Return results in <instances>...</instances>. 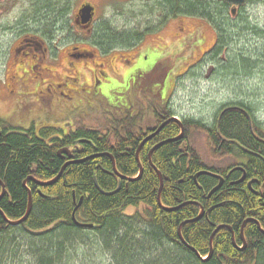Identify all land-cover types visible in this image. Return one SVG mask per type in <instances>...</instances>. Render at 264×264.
I'll use <instances>...</instances> for the list:
<instances>
[{"label": "trees", "instance_id": "trees-1", "mask_svg": "<svg viewBox=\"0 0 264 264\" xmlns=\"http://www.w3.org/2000/svg\"><path fill=\"white\" fill-rule=\"evenodd\" d=\"M42 7L45 12L38 14L34 24L56 30L66 26L62 20L67 7L58 4L55 11L49 0L43 2ZM229 8L223 0L218 5H211L208 0H159L150 12L158 14L161 26L169 18L178 16L207 22L217 40L214 52L209 53L203 63L207 58L214 62L220 49L229 45L233 33L243 34L247 28L240 29L243 23L239 26L230 22ZM242 8L238 12H242ZM237 14L231 16L230 10L231 18ZM45 17L52 19V25L42 19ZM106 29L103 25L96 32V41L105 49L118 43L132 46L133 32L112 36ZM141 94L139 108L111 121L103 133L79 126L57 138L58 132L51 128L40 129L37 134L33 127L15 129L0 120V182L4 187L0 211L7 221L16 222L27 212L29 194L32 203L27 218L17 227H11L0 215L3 263L7 259L6 247L14 249L16 246L8 261L21 249L37 264H68L70 259L81 262L75 248L79 247V252L81 248L90 247L109 256L113 264H264V234L257 225L246 223L243 228L245 247L241 241L242 224L248 219L257 221L264 232V187L261 189L264 129L241 103L224 106L212 127L191 119H179L184 128L183 138L161 145L151 155L153 166L163 178L161 205L173 209L186 203L178 210L164 211L157 205L160 182L149 165L148 155L157 144L178 137L181 130L177 123L170 122L143 145L138 157L143 172L138 178L135 156L139 145L158 126L175 117L169 105L159 97L152 95L147 100V92ZM191 130L205 133L213 157L235 156L246 160L243 170H229L235 164L224 169L207 168L188 143ZM61 150H67L69 155H59ZM108 156L113 158L117 173L128 180L117 177ZM71 161L76 163L62 170ZM201 171L223 178L222 186L211 196L208 195L219 180L200 176L194 182V176ZM58 176L50 185L36 183H48ZM242 178L244 180L238 182ZM94 181L105 193L114 192L119 183L120 189L112 196L102 195ZM77 206L74 220L91 228L75 225L72 213ZM127 208H134L135 212L124 215ZM201 208L203 216L192 222L200 215ZM180 226L186 246L178 238ZM219 226L232 230L235 246L231 233L226 228L219 229L213 235L209 256V240ZM87 234L93 241L85 237ZM17 239H20L19 245ZM73 251L76 256L71 258Z\"/></svg>", "mask_w": 264, "mask_h": 264}, {"label": "rangeland", "instance_id": "rangeland-1", "mask_svg": "<svg viewBox=\"0 0 264 264\" xmlns=\"http://www.w3.org/2000/svg\"><path fill=\"white\" fill-rule=\"evenodd\" d=\"M49 1L54 9L58 4L69 6L62 20L66 25V40L62 42L57 34V39L49 46L56 47L60 53L55 56L53 50V59L47 54L39 66L31 64L32 60H26L24 65L23 56L17 54L15 60L13 56L17 52V40L28 36L22 34L23 30L31 28L33 22L38 21V14L45 12L42 3L46 0L0 2V120L8 126L21 130L33 127L37 134L40 129L51 128L58 132L57 138L79 126L103 133L111 121L125 115L128 106L134 110L139 108L141 93L147 92L149 100L152 95L159 97L161 90L163 102L175 116L172 118L191 119L212 127L224 106L241 103L264 129L263 0H248L242 12L236 10L235 18H231L229 8L230 22L239 26L243 23L240 29L247 28L243 34L233 33L229 45L220 49L214 62L207 58L203 63L202 60L214 52L217 40L214 29L204 20L186 16L169 18L159 29L154 28L159 16L150 10L156 0ZM219 1L208 0V3L218 5ZM83 3L96 10L93 36L74 28L73 19ZM36 9L37 12H33ZM146 13L150 15L148 22L152 21L146 27L153 28L143 34ZM51 20L46 21L52 25ZM103 25L109 27L108 34L112 36L133 31L132 46L121 44L124 49L115 45V51L98 55L92 42L96 41V32ZM73 47L82 55L71 51ZM33 54L30 52L29 57L34 58ZM35 55L42 57L40 52ZM188 143L207 168L224 169L241 162L235 156L213 157L204 132L191 130ZM134 212V208H127L124 215ZM85 237L93 241L92 236ZM20 239H17L18 245ZM9 248L11 250L6 247L4 252L6 263L0 258V264H37L21 249L8 261L15 249ZM78 249L74 251L78 257L81 255V262L70 259L68 264H113L109 256L95 249L81 248L79 252ZM74 251L71 258L76 256Z\"/></svg>", "mask_w": 264, "mask_h": 264}, {"label": "water", "instance_id": "water-1", "mask_svg": "<svg viewBox=\"0 0 264 264\" xmlns=\"http://www.w3.org/2000/svg\"><path fill=\"white\" fill-rule=\"evenodd\" d=\"M226 4H228L229 6H231V16H235V14H236V10L238 9V8H240V7H242V6H244V4H245V2H246V0H223ZM92 14H93V9H92V7H90V6H85V7H83L80 11H79V19L81 20V22L80 23H77V25H81V26H85V28H86V26H87V24L89 23V21L91 20V17H92ZM170 122H174V123H177L178 125H179V127H180V135L178 136V137H176V138H174V139H171V140H168V141H165V142H162V143H159V144H157L156 146H154L151 150H150V152H149V155H148V162H149V165H150V167L157 173V175H158V177H159V182H160V188H159V191H158V195H157V205L161 208V209H163L164 211H175V210H178L179 208H181V207H183V206H185L186 205V203L184 204V205H180V206H178L177 208H173V209H167V208H164L162 205H161V203H160V193H161V188H162V186H163V178H162V175L156 170V168L153 166V164H152V162H151V155H152V153L158 148V147H160L161 145H163V144H165V143H171V142H176V141H178V140H181L182 138H183V134H184V128H183V126H182V124H181V122L177 119V118H171V119H169L168 121H166V122H164V123H162L160 126H158L157 128H156V130L151 134V135H149L148 137H146L142 142H141V144L139 145V147H138V149H137V151H136V156H135V158H136V161H137V163H138V166H139V174H138V178L141 176V174H142V172H143V170H142V167H141V165H140V163H139V152H140V150H141V148L143 147V145L146 143V142H148V141H150L152 138H154L168 123H170ZM68 154L67 153V150H61L60 152H59V155H61V154ZM69 155V154H68ZM110 159H111V162H112V169H113V172L117 175V177H119L121 180H128L127 178H124V177H122V176H120L118 173H117V171H116V169H115V165H114V160H113V158L111 157V156H108ZM71 163H76V162H74V161H71V162H69V163H67L63 168H62V170L66 167V166H68V165H70ZM78 163V162H77ZM239 168H236V169H234V170H238ZM200 176H210V177H213V178H215V179H217V180H219V183L210 191V193H209V195L208 196H211L213 193H215V192H217L218 190H219V188L222 186V183H223V179L220 177V176H218V175H214V174H212V173H210V172H208V171H201V172H198L195 176H194V182H196V180H197V178L198 177H200ZM59 178V176L58 177H56L53 181H51V182H48V183H40V182H36L39 186H46V185H50V184H52V183H54L55 182V180H57ZM244 178H242L240 181H238V182H242V180H243ZM135 180V179H134ZM0 185H1V187H2V193H1V195H0V198H2V196H3V194H4V187H3V185H2V183L0 182ZM24 185H25V183H24ZM94 185H95V187H96V189L98 190V192H100L102 195H106V196H112V195H114L115 193H117L118 191H119V189H120V183H119V185H118V188L114 191V192H111V193H105V192H103L99 187H98V185H97V183H96V181H94ZM29 200H28V208H27V212H26V214H25V216L21 219V220H19V221H16V222H9V221H7L6 220V218H5V216L3 215V213H1V211H0V215L4 218V220H6L7 221V223L9 224V225H11V226H16V225H19L20 223H22V222H24L25 221V219L27 218V216H28V214L30 213V211H31V207H32V203H31V198H30V194H29ZM193 204H195V205H197V203H193ZM79 206V205H78ZM78 206L74 209V211H73V213H72V220L73 221H75L74 220V215H75V212L77 211V209H78ZM203 216V210H202V208H201V213H200V215L197 217V218H195L194 220H192V222H196V221H198L201 217ZM246 223H255L256 225H257V227L259 228V230L264 234V232L261 230V228H260V226H259V223L257 222V221H255V220H252V219H248V220H246V221H244V223L242 224V228H241V241L243 242V247H245V243H244V240H243V228H244V225L246 224ZM185 224V223H184ZM182 226V225H181ZM181 226L178 228V232H177V234H178V238H179V240L184 244V242H183V239H182V236H181V233H180V229H181ZM83 228H91V226H88V225H83L82 226ZM222 228H226L230 233H231V235L233 236V232H232V230L229 228V227H227V226H219V227H217L216 229H215V231L212 233V235H211V237H210V240H209V245H210V252H209V256L212 254V248H211V244H212V239H213V235L215 234V232L216 231H218L219 229H222ZM232 243H233V245L235 246V243H234V241L232 240ZM185 245V244H184ZM186 246V245H185ZM194 253H196L193 249H191ZM239 250H241V249H239ZM197 254V253H196Z\"/></svg>", "mask_w": 264, "mask_h": 264}, {"label": "flooded vegetation", "instance_id": "flooded-vegetation-1", "mask_svg": "<svg viewBox=\"0 0 264 264\" xmlns=\"http://www.w3.org/2000/svg\"><path fill=\"white\" fill-rule=\"evenodd\" d=\"M156 1H159V0H156ZM0 2H3V0H0ZM33 6L35 7V4ZM83 6H90V7H92L88 3H83V4H81L79 6V8H78V10H77V12L75 14V18L73 19L74 28L76 30H80L81 32H83L85 34H88V35H91L92 34V36H93V34H95V33H93V31H92V27H93V24L95 22V16H96V10H95L94 7H92L93 14H92L91 20L87 24L86 28H85V26L77 25V23H80L81 22V20L79 19L78 11ZM229 7L231 8V6H229ZM33 12H36V10H33ZM147 18H150V15H147V16L144 15V28H145V30H143V28H142V30L144 32H146V30L148 31L149 28H153V27H148V28L146 27V25L152 24V21L151 22H148ZM156 21L158 23V19ZM157 23H155L154 27H156L157 29H159L161 27V25L159 23L158 24ZM105 27L107 28L106 30H108L109 27H107V26H105ZM122 32H127L128 33V32H133V31L127 30V31H122ZM122 32H120V33H122ZM65 33H66V26L60 27L59 30H56L54 27L53 28L52 27L47 28V27H43V26H40V25H37V24H34L31 28L26 27L23 30L22 34H26L28 36L20 37L17 40L18 47H17V50H16L17 52L13 56L14 60L17 59L19 56H23L24 59L21 61L22 64L25 65V61L26 60L27 61L28 60H32V61L34 60V62L31 61V64L34 63V64H36V65L39 66V64H41V62L46 59V55L47 54H49V56L53 59V57H54V51H55V56H56V55H58L60 53V50L59 49L56 50V47L55 48L54 47H50L49 44H52L53 41H55L57 39V37H56L57 34H59V37L62 38V42H65V40H66L65 39ZM31 34H35V35H31ZM92 44H93V48L96 50V52L98 53V55H101V53H109V52L115 51V45L112 46L111 48L108 47L107 49H105L104 48L105 46L101 42H99V41L92 42ZM117 45H119V44H117ZM120 47H124V46H120ZM125 48L126 47H124V49ZM127 48H129V47H127ZM130 48H132V47L130 46ZM71 51L78 52L79 53L78 54L79 56L82 55V52H79L78 51V48H76V47L71 48ZM28 52H29V54H27ZM30 52H34L33 55H34V58L35 59L32 58V57H29ZM38 52H40L41 55H42L41 59H40L39 56L35 55V54H38ZM17 54H19L18 57H17ZM69 56H73V55H69ZM29 63H30V61H29ZM101 74H103V73L101 72ZM37 75L38 76H41V74H37ZM142 75H145V73L144 74L142 73ZM142 75H140V76H142ZM16 82H18V81H16ZM156 86L157 87H160L159 85H155V87ZM135 87H136V85H135ZM17 88L19 89L18 85H17ZM158 95H159V99L160 100H163L162 99V96H161V90H160V92H159ZM129 111H132L133 113L135 112L133 108H131L130 106H128L125 112H129ZM245 165H246V160H243L242 159L241 162L235 164V167L233 166V168H231L229 170H234L236 168H239V169L243 170V166H245ZM229 174H230V171H228V174L227 175H229ZM263 187H264V184L261 185V189H263ZM232 237H233V240H234V236H232Z\"/></svg>", "mask_w": 264, "mask_h": 264}, {"label": "bare ground", "instance_id": "bare-ground-1", "mask_svg": "<svg viewBox=\"0 0 264 264\" xmlns=\"http://www.w3.org/2000/svg\"><path fill=\"white\" fill-rule=\"evenodd\" d=\"M137 162V161H136ZM138 164V163H137ZM139 167V166H138ZM113 175V174H112ZM74 223H75V225L77 226V227H80V228H83L82 226L84 225V224H79V223H77L76 221H74ZM255 224V223H254ZM11 226V225H10ZM18 225H16V226H11V227H17ZM232 240H233V237H232ZM234 241V240H233Z\"/></svg>", "mask_w": 264, "mask_h": 264}]
</instances>
